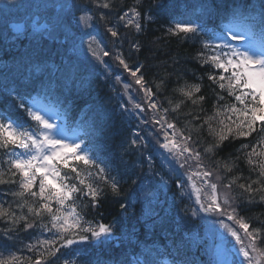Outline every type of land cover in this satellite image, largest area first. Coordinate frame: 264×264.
I'll return each instance as SVG.
<instances>
[{"label":"trees","instance_id":"1","mask_svg":"<svg viewBox=\"0 0 264 264\" xmlns=\"http://www.w3.org/2000/svg\"><path fill=\"white\" fill-rule=\"evenodd\" d=\"M37 1L0 0V121L30 122L28 102L37 97L66 107L74 123L90 122L87 140L115 178H92L95 195L82 187L79 197L87 218L102 228L118 220L148 173L153 150L145 147L144 137L158 145L170 134L171 142L189 154L169 170L178 203L157 234L178 215L188 218L191 228L200 225L209 206L203 200L210 192L209 200L221 207L206 213L229 218L241 234V239H228L229 246L247 247L254 261L264 264V120L253 124L237 113L240 103L232 85L210 79L215 73L207 65L205 47L196 34L187 35L180 27L206 5L211 27L246 18L261 33L264 0ZM83 14L90 15L104 54L107 51V71L75 48L78 41L71 32L80 30ZM35 15L42 24L33 30ZM55 15L63 20L53 24ZM22 19L28 20L27 27L18 33L14 25ZM127 82L136 85L134 89L126 85L135 94V105L123 93ZM156 112L161 122L155 119ZM136 136L140 144L132 148ZM74 165L76 169L68 166L65 172L76 175L82 170L80 163ZM219 184L222 189L214 187ZM48 221L39 191L28 189L20 172L5 164L0 171V264H48L73 249L67 242L72 236L55 243L54 251L43 246L38 225ZM96 236L88 235L86 244L94 249L91 258L101 264H114L115 257L135 248L116 238L107 246L94 245ZM172 238L179 264H212L201 251L190 257L181 234ZM226 264L240 261L232 254Z\"/></svg>","mask_w":264,"mask_h":264},{"label":"rangeland","instance_id":"2","mask_svg":"<svg viewBox=\"0 0 264 264\" xmlns=\"http://www.w3.org/2000/svg\"><path fill=\"white\" fill-rule=\"evenodd\" d=\"M24 2H22L23 5ZM59 18V15L52 16L51 22L54 21L53 24H56L57 21L59 22ZM79 18L81 19L80 30L71 32V35L78 41L75 48L81 57L89 59L92 64L102 68L108 55L106 50L104 54L95 24L89 14H83ZM134 18L137 17L134 16ZM34 20H36V24L32 22V27L40 28L41 19ZM51 25L52 23L49 26L52 27ZM61 26L65 25L61 24ZM15 29L21 32L25 29V25L16 24ZM206 37L207 45L215 54V63L224 70L235 71L236 79H246L247 84H250L264 103V55L260 48L264 49V39H255L249 28L234 23L224 26L222 30L207 31ZM104 71H107L106 65ZM126 85L132 89L136 87L131 82H127ZM123 93L130 103L133 105L137 103L133 91L127 89V92ZM31 116L33 118L31 125L18 126L14 123L5 125L3 129L5 137L0 134V140H9L16 146L10 154L0 155V167L5 161L6 165L10 163L19 165L28 189L39 191V196L46 204L49 214V224H44L40 229L45 248H51V251H54L55 243L66 240L65 238L68 236L73 237L66 240L68 243H72L73 249L63 252L64 254L58 255L54 262L48 264H90L83 256V252H79V245H83L86 236L95 230V224L86 217L84 212L86 206L78 194L82 186H87L89 194L95 195L89 180L104 169L99 158L100 155L95 154L85 145L80 130H69V125L62 118L60 109L55 105L34 101L31 104ZM70 160H84L87 165V168H83L82 172L78 174V178H75L73 173L64 174L62 171L63 164ZM104 173L102 175L106 177L108 174ZM147 185L150 183H145L140 187L139 193L133 198L130 212L125 215V227L122 232L126 234V239L134 238V233L138 231L141 223L147 222V227L151 229L158 225L159 220L155 219H157L156 216H158L161 206L158 207L159 201L146 191ZM166 201L168 205L164 206V209L167 207L170 210L174 207L176 198L171 195ZM185 225V221L179 218L175 220L174 228L179 229ZM220 229H223L222 232L218 230V225L215 222L210 221L202 233L203 236L199 232H189L186 238L190 239V245H193L196 250L199 244L207 242L208 239L206 247L209 252H212L224 244L225 232L228 236L236 233V230L227 222L221 223ZM147 239L148 244L141 245L140 253L134 257L135 264H172L166 254V247L159 244L149 233ZM227 255L228 253L225 251L217 253L218 263L225 264L228 260ZM238 255L240 264H254L247 250L238 252Z\"/></svg>","mask_w":264,"mask_h":264}]
</instances>
